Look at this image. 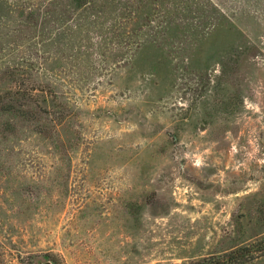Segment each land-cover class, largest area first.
I'll return each mask as SVG.
<instances>
[{
  "label": "rangeland",
  "instance_id": "1",
  "mask_svg": "<svg viewBox=\"0 0 264 264\" xmlns=\"http://www.w3.org/2000/svg\"><path fill=\"white\" fill-rule=\"evenodd\" d=\"M212 1L228 18L194 19L199 39L119 54L130 36L69 0H0V97L10 69L35 110L0 114V264H189L264 239V0Z\"/></svg>",
  "mask_w": 264,
  "mask_h": 264
},
{
  "label": "trees",
  "instance_id": "2",
  "mask_svg": "<svg viewBox=\"0 0 264 264\" xmlns=\"http://www.w3.org/2000/svg\"><path fill=\"white\" fill-rule=\"evenodd\" d=\"M70 17L79 21L82 17L85 19L86 26H99L100 30L108 33L109 30L116 29L119 35L127 34L130 40L126 41V46L113 47L114 51L119 54H125V50H130L128 46L132 39H135L137 49L143 44H156L160 48L167 42L178 37H183L189 41L200 38L205 35L199 29V25L194 23L196 18H205L211 12V20L207 28H217L222 25L223 20L228 18L225 11L219 9L218 5L212 0H163L164 11L162 18L156 22L152 16L154 8H149L147 4L136 3L131 0L126 1H112L110 0H69ZM146 8V12H144ZM142 11V12H141ZM207 13V14H205ZM136 17H133V16ZM196 15V16H195ZM214 15V16H213ZM112 18V21L107 24V21ZM141 17L144 24L138 23L135 19ZM198 18V19H199ZM126 20L124 22V20ZM88 21V23H87ZM100 21L99 24H97ZM84 24V22H82ZM135 26L133 30L130 27ZM124 37V36H123ZM123 41V38L120 40ZM190 41V42H191ZM116 56V55H115ZM119 56V55H117ZM121 60H126V57ZM7 73L12 74L9 69ZM11 76V82L16 83V90L10 89L4 96L0 97V114H7L14 118H23L25 120H32L35 116V110L30 106L33 103L30 99L33 88L26 87L28 79H21L17 77L15 81ZM20 80V82H18ZM31 96V97H30ZM17 97V98H16ZM264 257V239L257 243L242 247L234 252L228 253L220 258L203 259L189 264H249L259 258Z\"/></svg>",
  "mask_w": 264,
  "mask_h": 264
},
{
  "label": "water",
  "instance_id": "3",
  "mask_svg": "<svg viewBox=\"0 0 264 264\" xmlns=\"http://www.w3.org/2000/svg\"><path fill=\"white\" fill-rule=\"evenodd\" d=\"M41 264H53L52 262L48 261V262H45V263H41Z\"/></svg>",
  "mask_w": 264,
  "mask_h": 264
},
{
  "label": "flooded vegetation",
  "instance_id": "4",
  "mask_svg": "<svg viewBox=\"0 0 264 264\" xmlns=\"http://www.w3.org/2000/svg\"><path fill=\"white\" fill-rule=\"evenodd\" d=\"M43 263H45V262H43Z\"/></svg>",
  "mask_w": 264,
  "mask_h": 264
}]
</instances>
